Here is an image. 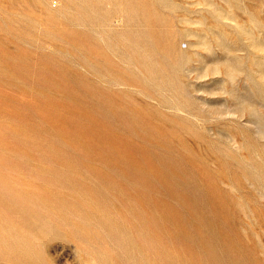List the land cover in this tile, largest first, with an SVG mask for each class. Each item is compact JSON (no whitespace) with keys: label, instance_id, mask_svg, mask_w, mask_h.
I'll use <instances>...</instances> for the list:
<instances>
[{"label":"rangeland","instance_id":"obj_1","mask_svg":"<svg viewBox=\"0 0 264 264\" xmlns=\"http://www.w3.org/2000/svg\"><path fill=\"white\" fill-rule=\"evenodd\" d=\"M0 264H264V0H0Z\"/></svg>","mask_w":264,"mask_h":264}]
</instances>
